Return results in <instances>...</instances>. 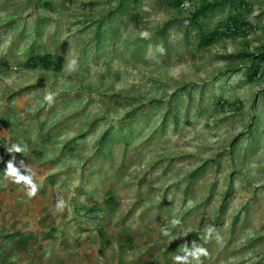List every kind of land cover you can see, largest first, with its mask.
<instances>
[{
  "label": "rangeland",
  "instance_id": "374dc122",
  "mask_svg": "<svg viewBox=\"0 0 264 264\" xmlns=\"http://www.w3.org/2000/svg\"><path fill=\"white\" fill-rule=\"evenodd\" d=\"M220 2L207 45L189 0H0V264H264V0Z\"/></svg>",
  "mask_w": 264,
  "mask_h": 264
},
{
  "label": "trees",
  "instance_id": "16d2710c",
  "mask_svg": "<svg viewBox=\"0 0 264 264\" xmlns=\"http://www.w3.org/2000/svg\"><path fill=\"white\" fill-rule=\"evenodd\" d=\"M178 4H183L184 0H175ZM191 3H198L197 8L193 12L191 17L193 23H195L200 31V38L204 41L205 44L211 45L219 37L218 27H211L210 25V15L209 12L213 9H216L218 6L222 5L220 0H189ZM245 0H230L229 9L227 12V18L218 25L220 29L231 31L236 30L239 26L246 25L241 17L242 8L245 5ZM244 28V27H243ZM247 56L252 58L253 66L252 73H250L249 78L253 80L258 75L259 67H255L254 63L258 59H264V47L258 53L254 52H244ZM62 60L59 57V62ZM29 61L34 64V66L42 65L44 67H49L52 62L51 54H38L30 57ZM59 65V63H58ZM19 235L16 244L18 246H25L28 240L31 238V234H24L22 232H13L8 235L9 237H14Z\"/></svg>",
  "mask_w": 264,
  "mask_h": 264
},
{
  "label": "clouds",
  "instance_id": "9594fccd",
  "mask_svg": "<svg viewBox=\"0 0 264 264\" xmlns=\"http://www.w3.org/2000/svg\"><path fill=\"white\" fill-rule=\"evenodd\" d=\"M77 67V60L73 58L68 63V71H75ZM45 99L51 101V93L45 96ZM8 152H23V148L18 144H13L11 148L7 149ZM26 167V174L20 171V168ZM5 174L13 179L15 183H23L26 187L27 195L29 197L35 196L38 191V185L35 182L33 176L34 173L23 164V161L20 162V167L14 165L12 161H9L5 167ZM64 203L63 200L58 201V206H62ZM173 223H179V220H174ZM215 231L214 225H209L204 236V242H207ZM167 234V233H165ZM216 239L219 240L220 236L217 233ZM182 255L177 254L173 257L176 264H201V256L207 255V249L203 246L197 245L195 242L192 245V248L189 249L187 245L182 246Z\"/></svg>",
  "mask_w": 264,
  "mask_h": 264
}]
</instances>
